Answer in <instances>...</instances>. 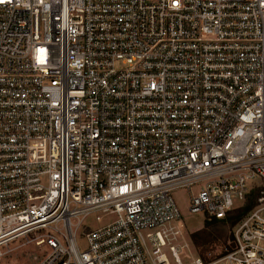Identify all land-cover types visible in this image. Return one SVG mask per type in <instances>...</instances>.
<instances>
[{
	"label": "built area",
	"instance_id": "built-area-1",
	"mask_svg": "<svg viewBox=\"0 0 264 264\" xmlns=\"http://www.w3.org/2000/svg\"><path fill=\"white\" fill-rule=\"evenodd\" d=\"M179 190L204 221L259 193L205 259ZM16 242L32 264H264V0H0V261Z\"/></svg>",
	"mask_w": 264,
	"mask_h": 264
},
{
	"label": "rangeland",
	"instance_id": "rangeland-1",
	"mask_svg": "<svg viewBox=\"0 0 264 264\" xmlns=\"http://www.w3.org/2000/svg\"><path fill=\"white\" fill-rule=\"evenodd\" d=\"M188 196L189 192L179 190L175 192L179 205L183 212L186 213V230L191 235L200 233V235L209 241V251L204 255L214 258L219 255L228 244L230 228L227 224L216 223L207 225L206 221L199 214L188 213ZM95 220H91L93 223ZM188 240V238H187ZM189 241V240H188ZM193 241V239H192ZM42 249L33 247L29 242H16L11 246L10 252L6 258L0 261V264H32L37 257H41ZM196 252L200 254V249L196 247Z\"/></svg>",
	"mask_w": 264,
	"mask_h": 264
},
{
	"label": "trees",
	"instance_id": "trees-1",
	"mask_svg": "<svg viewBox=\"0 0 264 264\" xmlns=\"http://www.w3.org/2000/svg\"><path fill=\"white\" fill-rule=\"evenodd\" d=\"M258 190H253L247 197V201L246 203L239 207L236 208L235 210H233L225 219H212V220H207L206 224L210 225V224H216V223H223V224H227L230 228V234L228 236V244H226V246H229L230 240H231V236H232V229L233 226L240 220L242 219L247 213L248 211L254 206L257 196H258ZM192 239L194 244L196 245V247L198 249H200V255L207 259L208 257H206L204 255L205 252L209 251V241L205 238H203L200 233H194L192 235ZM224 251V250H223Z\"/></svg>",
	"mask_w": 264,
	"mask_h": 264
}]
</instances>
